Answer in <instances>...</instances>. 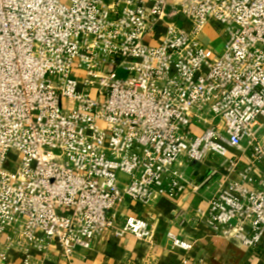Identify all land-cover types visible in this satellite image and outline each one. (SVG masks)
<instances>
[{"label": "built area", "instance_id": "2783aa9c", "mask_svg": "<svg viewBox=\"0 0 264 264\" xmlns=\"http://www.w3.org/2000/svg\"><path fill=\"white\" fill-rule=\"evenodd\" d=\"M209 26L222 52L201 39ZM212 155L238 180L198 217L254 248L264 235V0H0V233L11 243L43 252L56 241L72 264L101 239L147 240L151 226H117V208L126 197L181 199L185 166Z\"/></svg>", "mask_w": 264, "mask_h": 264}, {"label": "crops", "instance_id": "0c3cea01", "mask_svg": "<svg viewBox=\"0 0 264 264\" xmlns=\"http://www.w3.org/2000/svg\"><path fill=\"white\" fill-rule=\"evenodd\" d=\"M201 39L215 51L222 42L218 30L211 26ZM241 157L240 151L228 148L227 158ZM224 160L212 155L202 164L185 166V177L191 184L179 200L155 194L144 205L126 197L115 212L116 225H124L131 217L142 219L151 226V237L141 240L126 235L98 240L92 249H77L72 264H264V235L258 246L249 248L240 239L215 234L198 217L199 209H207L211 198L227 189L232 179L238 180V175H230L223 168ZM171 235L190 248L175 245ZM9 238V232L0 233V264H25L28 255L31 264H66L56 241H50L40 252L33 248L25 251ZM15 239L25 242L19 235Z\"/></svg>", "mask_w": 264, "mask_h": 264}, {"label": "rangeland", "instance_id": "374dc122", "mask_svg": "<svg viewBox=\"0 0 264 264\" xmlns=\"http://www.w3.org/2000/svg\"><path fill=\"white\" fill-rule=\"evenodd\" d=\"M221 40V39H220ZM222 41V42H221ZM220 42V45H218L217 47H216V52L217 53H219V52H222V50H223V47H224V43H223V40H221ZM76 76V75H75ZM121 76H124V74L122 75L121 74ZM8 160L10 161V162H16L17 161V153L16 152H12L10 155H9V158H8Z\"/></svg>", "mask_w": 264, "mask_h": 264}, {"label": "water", "instance_id": "95a60500", "mask_svg": "<svg viewBox=\"0 0 264 264\" xmlns=\"http://www.w3.org/2000/svg\"><path fill=\"white\" fill-rule=\"evenodd\" d=\"M193 164H195V165H196V164H198V163L194 162Z\"/></svg>", "mask_w": 264, "mask_h": 264}]
</instances>
